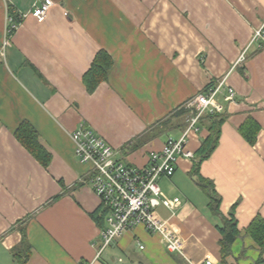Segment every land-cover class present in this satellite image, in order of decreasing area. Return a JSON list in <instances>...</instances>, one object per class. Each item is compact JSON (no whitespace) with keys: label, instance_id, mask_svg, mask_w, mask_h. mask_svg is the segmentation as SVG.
Returning a JSON list of instances; mask_svg holds the SVG:
<instances>
[{"label":"crops","instance_id":"crops-1","mask_svg":"<svg viewBox=\"0 0 264 264\" xmlns=\"http://www.w3.org/2000/svg\"><path fill=\"white\" fill-rule=\"evenodd\" d=\"M39 1L0 0V264H21L14 251L23 232L31 246L26 264H223L222 218L190 175L207 125L189 134L195 158H180L175 174L160 180L168 198L181 200L157 213L182 253L141 225L97 257L107 225L92 217L102 203L72 140L84 122L124 162L146 167L188 128V117L172 114L222 83L216 99L227 120L201 174L214 183L224 217L236 205L240 237L227 264H264L247 234L264 218V40L253 42L264 28V0H52L44 23L32 16ZM10 14L23 17L7 36ZM100 51L113 66L90 93L83 77ZM244 51L246 61L236 65ZM248 119L259 127L254 144L241 132ZM23 122L51 154L48 168L17 139Z\"/></svg>","mask_w":264,"mask_h":264},{"label":"built area","instance_id":"built-area-1","mask_svg":"<svg viewBox=\"0 0 264 264\" xmlns=\"http://www.w3.org/2000/svg\"><path fill=\"white\" fill-rule=\"evenodd\" d=\"M53 5L52 0L37 2L32 16L37 22L44 23ZM22 17L17 14L8 16L7 36L14 34ZM260 40H264V28L257 30L253 38V42ZM245 61L246 51L239 57L236 65ZM222 85L223 83L186 103L185 107L191 113L188 128L180 137L170 136L162 150L153 152L149 165L143 168L134 167L120 159L116 149L84 122L72 134L75 156L81 163L91 166L93 190L101 200L102 209L106 211L107 227L102 233L104 246L98 252V258L107 246L125 232L141 225L148 232L162 236L170 252L182 253L181 241L157 213L159 206L175 210L180 206L181 200L168 198L162 191L160 180L175 174L180 158H195V154L187 147L189 134L192 130H197L203 116L222 111L216 99L221 93ZM227 92L228 99L233 101L236 97L234 89L228 88ZM204 264L213 263L208 260Z\"/></svg>","mask_w":264,"mask_h":264},{"label":"trees","instance_id":"trees-1","mask_svg":"<svg viewBox=\"0 0 264 264\" xmlns=\"http://www.w3.org/2000/svg\"><path fill=\"white\" fill-rule=\"evenodd\" d=\"M113 66V60L105 51H100L95 57L90 70L84 75L83 82L87 90L92 93L104 81H107L109 72ZM184 104L176 110L171 117H188L190 110L185 108ZM227 120V115L221 113L206 114L200 120L202 124L208 126L209 136L203 140L200 149L196 153L197 159L194 161L191 177L196 178L197 185L209 199V207L214 210L221 218L222 225H218L222 239L220 240L221 261L227 264V259L232 254V247L240 237L238 222L235 217L236 205L230 212V217H224L220 212L221 197L217 194L214 183L204 178L201 174V166L204 161L209 159L217 149L220 138L221 128ZM259 127L254 121L248 119L241 127V132L250 144L256 142V136ZM16 137L20 143L42 164L48 168L51 164V154L42 146L40 138L35 128L29 122H23L16 131ZM92 217L100 227L105 226L106 211L95 212ZM247 234L251 236L260 248L262 256L264 255V218L256 217L247 229ZM31 246L27 240L25 232L20 245L15 249L14 255L20 258L21 264H26L30 258ZM264 258H260V262ZM179 264H187L183 260Z\"/></svg>","mask_w":264,"mask_h":264},{"label":"rangeland","instance_id":"rangeland-1","mask_svg":"<svg viewBox=\"0 0 264 264\" xmlns=\"http://www.w3.org/2000/svg\"><path fill=\"white\" fill-rule=\"evenodd\" d=\"M186 108V107H185ZM187 109V108H186ZM189 117V116H188Z\"/></svg>","mask_w":264,"mask_h":264}]
</instances>
